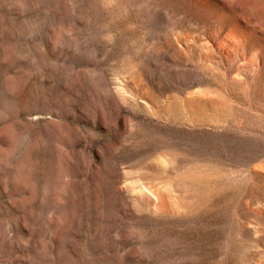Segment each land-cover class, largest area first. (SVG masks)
I'll return each instance as SVG.
<instances>
[{"label":"rangeland","instance_id":"374dc122","mask_svg":"<svg viewBox=\"0 0 264 264\" xmlns=\"http://www.w3.org/2000/svg\"><path fill=\"white\" fill-rule=\"evenodd\" d=\"M0 264H264V0H0Z\"/></svg>","mask_w":264,"mask_h":264}]
</instances>
